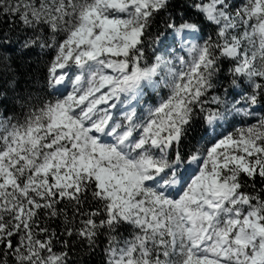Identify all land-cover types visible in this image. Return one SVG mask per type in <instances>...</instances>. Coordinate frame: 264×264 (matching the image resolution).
Returning <instances> with one entry per match:
<instances>
[{
	"label": "snow or ice",
	"instance_id": "obj_1",
	"mask_svg": "<svg viewBox=\"0 0 264 264\" xmlns=\"http://www.w3.org/2000/svg\"><path fill=\"white\" fill-rule=\"evenodd\" d=\"M0 264H264V0H0Z\"/></svg>",
	"mask_w": 264,
	"mask_h": 264
}]
</instances>
